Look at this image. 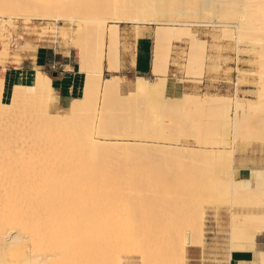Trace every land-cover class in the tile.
<instances>
[{
	"label": "bare ground",
	"instance_id": "1",
	"mask_svg": "<svg viewBox=\"0 0 264 264\" xmlns=\"http://www.w3.org/2000/svg\"><path fill=\"white\" fill-rule=\"evenodd\" d=\"M58 1H59V3L61 1L60 4L62 6H68L69 3H67V2H69L71 0H69V1L68 0H66V1L65 0H57V2ZM78 1H81V0H78ZM121 1L125 2L126 0H121ZM132 1H135V0H132ZM140 1H142L143 4L145 2H147V0L146 1L140 0ZM155 1H156L157 5L159 6L158 12H160V14L165 15V16L171 14V12H172L171 11V9H172L171 4L173 5V3H170V2H172L174 0H171V1H169V0H155ZM166 1H168V2H166ZM186 1L188 3L191 2L187 5L192 6L193 10L190 12L192 15H194V16L196 15L198 18H200L202 16L201 17L202 19H204L206 17L208 18L210 16H211V18L212 17L217 18V19H219V21H218L219 27L211 28V29H206V28L200 29V28H193V25L191 27L177 26V25L160 26V27L154 26L155 31H157L161 35L165 36V39L170 38V37H175V36L178 37V36H181L182 34H186V35L188 34V36L192 37L191 40H193V38H196V41L198 40L201 43L203 38H205L203 36V33L209 32L213 37H215V36H218L220 30H223L224 35L227 34L226 31L230 32L229 33L230 36L234 35L237 38V41L239 42V43L237 42L238 44H246V43L254 44L253 42H255L256 40H259L261 38H263V40H264V0H210V1L208 0L209 1L208 4H205L203 0H186ZM62 2H64L66 5H64V3L62 4ZM71 2H74V0ZM81 2H84V0ZM81 2H78V7H79V3H81ZM124 2H123V5H124ZM151 2H153V1H151ZM163 2H164L163 5L165 7L162 5ZM175 2H177V1H174V5H173L174 8L177 5ZM206 2H207V0H206ZM52 3H54L53 0H52ZM55 3H56V0H55ZM55 3H54V5H56ZM90 3H92V1ZM98 3H99L98 5H100V2H98ZM129 3H131V2H128L127 5ZM193 3L196 5H192ZM60 4L57 3L58 6H61ZM71 4H73V3H71ZM103 4H104V2H103ZM108 4H110V3H108ZM116 4H114V5H116ZM131 4L133 6V2ZM213 4H217L218 9H215ZM119 5H120V3L117 6H119ZM121 5H122V3H121ZM136 5L138 6V4H136ZM149 5L150 4L148 1V3L146 4V6L149 7V8H147L148 10L146 9V6H144L145 9L143 8L145 10V11L143 10V12H146V10H147L146 14L150 13V12L152 14V12L154 10ZM212 5H213V7H212ZM71 6H73V5H71ZM139 6H140V3H139ZM143 6H140V7L142 8ZM166 6L169 7V9H166L167 8ZM170 6H171V9H170ZM181 6H182V4H181ZM74 7H75V5H74ZM152 7H155V4ZM121 8H123V6ZM174 8L172 10H174ZM92 9H91V11H92ZM127 9H129V8H127ZM151 9H153V10H151ZM102 10H100V11H102ZM131 10H132V7H131ZM138 10H139L140 14H138V15L136 14L137 16L141 15V12H142V10L140 8ZM129 11L130 10H128V12ZM148 11H150V12H148ZM128 12H127V14H128ZM131 12H133V11H130V14H131ZM155 12H157V11H155ZM53 13H55V12H53ZM58 13H60V11H58ZM76 13H77V10H76ZM146 14L145 15L143 14L144 16L143 15L142 16L146 17ZM157 14H156V16L158 17ZM48 15H50V13ZM153 15L154 14H152L151 16H153ZM153 17H155V16H153ZM151 18L148 17L149 21ZM179 18H180V16H179ZM183 18H185V17H183ZM211 18H209L207 20L210 21ZM180 21H181V19H180ZM144 22H146V21H144ZM154 22H157V21H154ZM177 22H179V20ZM185 22L187 23V21H185ZM189 22H191V19ZM169 23H170V21H169ZM197 23H194V24H197ZM199 24H201V23H199ZM199 24H198V26H199ZM188 25H191V24H188ZM102 27H103V25H102ZM104 27L106 28V25H104ZM107 27L109 29L113 30V31H110L111 33L113 32V36H111L112 38H110V40L111 41H112V39L114 40V42L109 43V44L113 45L112 48L109 49L111 51V52L109 51L111 53V56H109V54H108L109 57H112L113 61L110 62L108 60V62H110V63L113 62L110 66H112L113 70L114 69L117 70L120 68V60L118 58V57H120L119 56L120 55L119 54V50H120V48H119L120 47V24L107 26ZM134 27H135V29L138 30L137 31L138 34H141L143 32L142 28L150 27V26H142V25L134 24ZM91 29H92V27H91ZM87 31H89V30H87ZM90 33H91V30H90ZM231 33H232V35H231ZM229 34H227V36ZM110 35H112V34H110ZM56 36L58 37V35H56ZM166 36H168V37H166ZM182 36H184V35H182ZM230 36H228V38H230ZM234 36H233V38L235 39ZM114 37H115V39H114ZM158 37L161 38L160 35ZM223 37L225 38L226 35ZM204 40H203V42H206L207 39L205 41ZM214 40H215V38H214ZM84 41H85V39H84ZM90 41L91 40H89L88 42H90ZM160 41H158V43H160ZM198 41L195 42L196 46H194V47L198 46L199 48H201L198 45L199 44ZM58 42L60 45H63V44L66 45V41H65L64 36L62 38H58ZM80 42H82V41H80ZM86 42H84V43H86ZM193 42H194V40L191 41V43H193ZM257 42H259V41H257ZM77 43L78 42H76V45H77ZM22 45L28 46V47L34 46L33 43L28 42V41H25ZM22 45H21V47H23ZM193 45H194V43L192 44V47H193ZM203 45H204V49L207 48V47H205L207 45L206 43L205 44L203 43ZM198 47H197V49L194 48V51L191 50L190 55H192V56H189V58L192 61H190V63H189V67H190V69L188 70L189 72L190 71L192 72V70L193 71L194 70H197V71L202 70V72H203V69H205V67L210 69L215 65V61L213 60L212 56H210V59H208L206 62H204L205 57H204V60H202V58L199 57V55H202V57L205 56V54L207 52L205 50V53H204V51L202 50L203 48L199 49ZM261 47L262 48H259L255 45H253L249 49L254 50L255 52H258V53L259 52L264 53V51H263L264 50V41L262 42ZM166 49L168 51V48H165V50ZM165 50H164V43H163V45L161 44V46H158L157 50L154 51L153 68H155V70L161 69L162 61H163L162 56H163ZM201 50L203 51L204 54H201L202 53ZM239 50H240V48H239ZM247 53L250 54L248 51H247ZM257 55L260 56L259 54H257ZM177 56H178V54H177ZM237 57H239V56H237ZM260 57L263 58V56H260ZM260 57H258V58H260ZM199 58H201V59L199 60ZM239 60H240V58H239ZM99 62H100V60H99ZM94 63H96V62H94ZM260 63L264 66V61L259 62L258 64H260ZM261 64H260V66H261ZM36 67H38V66H36ZM41 67H38L36 69V72H35L34 77H33L31 82L16 81L13 84L10 97L17 100V102L20 106V110L22 111V116L7 114L6 113V104H4V102L0 101V116H1V119L4 123V124H2L1 123L2 121H0V123H1L0 124V264H125V262L123 260V256L117 252H120V251L121 252H127L128 250H125V249H128V248H132L130 250L131 251L133 250V252L136 251L137 253H141V252L143 253V264H187L188 263V255H187V253H184V251H182V249H181V251H179L181 248V244L179 241L185 242V240L183 238L184 237H185V239L189 238L187 236L189 235L191 237L192 234L195 235V237L199 236V235H201L200 237H202V235H203L202 230H204L203 227L205 226L204 224H202L204 219L203 220L200 219L202 221V222H200V224L204 225L203 227H202V225H200V227H202V230H201L202 234L200 232L201 228L197 227V229H196V227H195L197 234H194L192 232V231H195V229L194 230H192L193 228L189 229V230H187L189 234L184 233L185 236H184V234H182V236L178 237V234H177V237H178V239L180 238V240H178L175 237V239H176V242H175L174 239L170 240V237L174 238V234L172 232L173 236H170V235H172L171 233L169 234V232H171V230L169 229L168 230L169 232L165 231L166 226H163L164 229L161 228L164 231L160 230L161 232H159L157 230H154L155 227H157V228L162 227V226L158 227L157 225H155L157 223L155 221H153V219H152V218H154V216H155L154 214L156 213V212H154V208L152 210V212L154 214L148 213L149 215L150 214L152 215V216H149V218L152 217L150 219H147L148 214L146 212V209L148 207L146 206L144 209H142V207H144V205H146V204L150 205L152 201H154V203L152 202V205H155V203H156L155 201L157 200V202H158V199L160 200V198L155 199V198L151 197L153 200L151 202H149V200L151 198L148 197V199H147V197H146L145 200L147 199V201H145V204L143 205L144 196H143L142 200H140V202H142V204L138 202V200H139L138 197L136 198V200L138 199L137 201L134 200L135 198L133 197L135 195H137V196L139 195V194H136L137 192L140 194L141 193L144 194L147 191V189H146L145 192H141L142 190L138 191L137 188H135L134 192H133V188L135 187L133 185H136L137 182L140 181V180L138 181L139 176L141 175V173H139V172L142 169H144V168H142L141 170L139 169V172H136L137 170H134V168L138 165V160H140V158H141L140 154L142 152H145V154H147L146 152L152 153V151H154L153 153H155V150H158L160 152L164 151V152L170 153V155H169L170 157H167L168 156L167 153H165V157H163L162 154L164 152H162L161 155L158 154V157L161 156L162 158L159 157V161L158 160H157V162L155 161L156 163L154 162L155 158H153L154 156L156 157V154L154 155L152 153L154 155V156L152 155L153 157H151V155H148V156L146 155V158L151 157V161H149L150 159L147 158L150 163L152 162L151 164H148V165L152 166V164H153L155 166V171H156V166L159 164L158 162H160L162 165H165V166L167 164H163V163H168V166H170V167H171V164H173V163L178 164V166L179 165L183 166V164L184 165L187 164V163H181L180 164L182 159H179L181 161L177 162L176 161L177 157L175 158L174 155L180 154L179 156L184 155L186 157V156L190 155L193 158H194V156L198 157L200 162L198 159L195 158L199 162V163L197 162L198 164H196V163L194 164L195 169H194L193 165H192V169H191V165H189L190 164L189 161H186V162H189L188 167L187 166H185L183 168L180 167L181 170H183V169L185 170V168H189L188 171L190 169L193 172L195 171L194 174H195L196 180H193L194 181L193 183H196V181H197L196 185L191 186L192 185L191 180H190V183H187L189 185L191 184L190 186H188L186 183H183L184 186L186 185L184 188H186V187L190 188V189H188L187 193H189L190 191H193L194 195H196V194L198 195L197 199L199 198V196H202V198L208 199V201L212 202V200L215 198L214 200L219 201V203H220V201L225 200V198H229L227 196H230L231 201L230 200L229 201L231 202V205H232V207H231V213H232V215H231L232 216V221H231L232 226L231 227H232V230L230 231L231 232V236H230L231 252L234 249H253L254 250V256L249 261H235L231 258L232 257L231 252H229V258L232 259L233 264H264V249H257L256 248L257 234L259 232L264 231V166L262 164L254 165L255 175L253 177H238V176H236L235 175L236 169L241 167V165H239L238 163L248 162V160L250 159V154L254 153V152H251V151H253L252 148H251V151L249 149V146L251 144L250 141L241 142V143H239V141H238V143L234 142V143H236V144H234L231 137L229 138L232 140L231 142L228 139V135L230 133L233 134L232 136H236L235 138H237V136L240 137L241 134H239V133L242 132L243 129H245V131H247L246 127L250 124V122L251 123L253 121H261L262 122V120H264V76L260 75V76H262V80H261L262 83H260V85H262V87L259 88L258 90L254 89V92L252 95H249V94L241 91V90H243V88L241 89L240 86L236 87L237 90H235V93L232 92V90H229V91L222 90L221 97H218V102L220 103V105L223 106V109L220 112H215V116L221 115L220 118H223V117L225 118L226 113H228L230 111V108L233 107V111H234V115H235V124H234L235 127L231 128V127H233L232 122H234V121H232L231 122L232 125L230 124L231 127L229 124H226V126L229 125L227 127L230 128V130H228L230 132L229 134L226 135L224 133H227V132H224L223 133L224 136L221 137L222 136L221 132H223V130H222L220 132L221 135L220 136L218 135L221 138H219L215 134H214L215 136L212 134L213 135L212 138L206 139V136H205V138L202 137L203 140L201 137H200L201 140L199 138V140L203 144H206V143L207 144L211 143L213 145L217 144L218 147L217 146H215V147L217 149L221 148L220 150L222 152H220V150H219L218 151V152H220L219 154L215 153L216 148L214 150L211 149L212 151H214V153L211 154V153H209L210 152L209 151L208 154H211V155L206 158V156H208V154L205 155V153L207 152L208 148L204 152L202 149H200L199 151H195V150H198L197 149L198 147L195 148V150H194V148H191L190 146H188V147H190V150L192 149V151H189L188 147L185 149L183 147V149H182V148H179L177 146H169V145L168 146H164V145H159V146L156 145L155 146L152 143L148 144V143L138 142L139 140L135 141V142H131L130 140L117 142V141H113L110 138L108 139V138L101 137V135H102L101 133H100L101 135L99 134L100 136L98 134L93 133V129H94L93 125L95 124V122L97 121V118L99 116V119H98L99 120V127H97L99 129V131L103 130L106 132H110L112 134L119 133L121 135H126V137L130 136V134H132V133H133L132 136H136V134L138 136L140 134V133L139 134L137 133L138 130L142 129L143 125L145 126V123L144 124L142 123V125H141L140 120L138 119L140 117V115L144 112V111L142 112V110L140 109L141 106L139 107L141 100H143L140 97L142 95L146 97V95H144V94L147 93V96H149L147 98L155 99L157 101V102L155 101V103H157L158 105H160L162 107L171 98H174L173 93L169 94L167 92H163L161 86L162 87L166 86L165 88L174 89L176 87V89H180L181 92L178 91V93H176V95H175L176 98H174L172 100H176V102H177L176 105H178L179 108L181 110H184V112H186V114H187V111H188L187 102L184 100L185 97L187 96V94L183 93L184 86L186 85L185 84V82H186L185 76L179 77L176 75H171L169 77L168 76L164 77V79L162 81H161V78H163V77H159L160 82L158 80V82L154 81L155 83H152L150 81L151 76H145V75H137L134 79H131L128 81L126 80V77L122 76V75H118L116 77H115V75H113L112 77L109 76L107 78L109 80V82L107 80V82H105L107 84L103 85V87L106 91V96H107V98H105V101H103V103L105 104L106 100L108 99L107 103L105 104L106 109L104 111L103 110L104 106L102 105V107H103L102 111L103 112L101 111L98 115H96L95 110L97 111V109L95 108V110L94 109L92 110V107H94V103H96V102L93 101L94 103H92L93 106L91 107V104H89L90 102L87 100L88 101L87 104L90 105L89 107L91 108L93 113L95 112V114L91 113L92 117L88 118V117H86V116H88L86 114V112H85V114H84V112H82V113L79 112L82 115V116H80V114L78 113L79 117H78V115L76 116L75 113L74 114L71 113L70 112L71 110L69 111V108L72 105L71 102H70L69 107L65 111L57 110L58 95H57L55 87L53 85V77L46 70L42 69ZM121 67H123V66H121ZM5 68H6V65L0 66V93L3 92V89H4V84H5L4 70H5ZM237 70L240 71V73H242V72H244L243 70H245V69H241L238 66ZM262 71L264 72V67H263ZM251 73H255V72H251ZM197 75H199V74H197ZM241 77H242V75H240V74L237 77V78H239V79H237V80H239V82H241L240 81ZM99 78H101V76ZM99 78L97 76H94L93 74L92 75L85 74V79H84V84H83V85H85V87H83L85 89V91H88V90H86V88H89L88 93L92 90L94 92V94L92 93V95L94 96L95 93H97L96 95L98 96V99L100 96L98 94L100 92L99 87L101 86V80H102V78H101V80ZM64 82H66V81H64ZM85 83L88 85L86 86ZM236 84H237V82H236ZM89 85H91V87H94V88L97 87L98 90H97V88H95L94 90H93V88L91 89ZM221 88L223 89L224 87L221 86ZM96 90L98 92H95ZM100 90H101V88H100ZM214 90H216V89H214ZM208 92L210 93V91H208ZM92 95H90L91 98L95 99V97H97L96 95H95V97H92ZM84 96H86V95L83 94V99H85V103H86V99L90 96L87 95L88 96L87 98H84ZM193 97H194V95H193ZM201 97H202V95H201ZM78 98H79V96H78ZM78 98H77V101L80 100ZM153 99H151V100L154 101ZM198 99H200V98H198ZM73 100H75V99H73ZM138 100H139V102H138ZM144 100H145V102L147 101V103L149 101V100H146L145 98H144ZM209 100H210V98H209ZM80 101L82 104V100H80ZM210 101H212V100H210ZM201 102H203V101L201 100L200 103ZM143 103H144V101H143ZM203 103H205V102H203ZM215 103H216V101H215ZM75 104H77V103H75ZM78 104L80 105V103H78ZM211 104H213V103H211ZM30 105L32 108V112L27 110L28 108L31 109ZM82 105H84V104H82ZM209 105H208V107H209ZM27 106H29V107L26 108ZM96 106H97V104H96ZM166 106H168V105H166ZM89 107H88V109H89ZM77 108H78V105H77ZM77 108L75 107L74 109L77 110ZM84 108H87V107H84ZM148 108H150V107H148ZM33 109H34V111H33ZM79 109H81V108H79ZM143 109H144V107H143ZM170 109H173V108L171 107ZM201 109H202V106H201ZM206 109H205V107H203L202 110L207 111ZM156 110H157V107H156ZM25 111L26 112L28 111L27 112L28 114L24 113ZM85 111H86V109H85ZM150 111H151V109H150ZM167 111H169V110L167 109ZM87 112H89V110H87ZM148 112H149V110H148ZM152 112H151V114H152ZM165 112H166V110H165ZM200 112H202V111H200ZM230 113H231V111H230ZM151 114H149V116H148V119H150V120L152 119ZM93 115H96L97 117L95 118ZM211 115H212V113H211ZM152 116H153V119L155 120L156 116L153 114H152ZM25 118H26V120L31 119L32 121H34L33 124L36 126V128L31 123L34 126V130L31 128L32 129L31 132L28 131L26 133L25 130H22L21 128L19 130L20 124L22 123L21 125H23V122L26 121ZM22 119L25 121H23ZM140 119H141V117H140ZM148 119H147L146 123H148V125H149L151 123V121L149 120L150 122H148ZM200 119H199V121H200ZM225 119L227 121V118H225ZM21 120H22V122H21ZM224 122H225V120H224ZM28 123H29V121H28ZM247 123H249V124H247ZM152 124H155V122L154 123L152 122ZM216 124L218 126L219 123H216ZM220 124H223V123L220 122ZM246 124H247V126H246ZM156 125L158 126V124H156ZM132 126H134V127H132ZM222 126H219L218 128L220 129ZM250 126H248L249 127L248 131L251 132V130H252L251 128L254 126H252V127H250ZM260 126H262V128H263V124ZM24 127H25V125H24ZM148 128L150 130V127H148ZM144 129H142L141 131H143ZM42 130H43V132H42ZM151 130L153 131V129H151ZM164 130H166V128ZM261 130L257 129V132L259 134L260 133L264 134V132H262L263 130L262 131ZM32 131H34V132H32ZM147 131H148V129H147ZM152 131H151V133H152ZM248 131H247V133H248ZM146 132H144L145 135H144V133H142L145 136V138L151 134V133H148V132L146 133ZM185 132H186V130H185ZM134 133H136V134H134ZM155 133L157 135L158 132H155ZM194 133H195V131H194ZM243 133H246V132H243ZM258 133H256L257 137L259 136ZM40 134L44 135V137L43 136L41 137ZM146 134H147V136H146ZM141 135H139V136H141ZM161 135H163V134H161ZM174 135H176V134H174ZM225 135H226V137H225ZM142 136H141V138L143 139ZM169 136H171V135H168V137ZM251 136H249V137H251ZM154 137H156V136H154ZM198 137H197V139H198ZM247 137L242 135L243 140H244V138H247ZM261 137H260V139H261ZM242 138H241V140H242ZM135 139H136V137H135ZM249 139L251 140L252 138H249ZM257 139H259V138H257ZM169 140H170V138H169ZM176 140H177V138H176ZM204 141H206V142H204ZM204 146L208 147L206 145H204ZM153 147H154V150H152ZM199 148H201V147H199ZM210 148H211V146L209 147V149ZM257 149L261 150L259 155H258L259 158L258 159L252 158V159L256 160L260 163H263L264 162V143H262V144L259 143ZM139 150H140V152H139ZM183 150L189 151L190 153L189 152L184 153ZM228 153H230V154L232 153L233 157L232 156L227 157L229 155ZM144 156L142 158H144ZM219 158H220V161H219ZM230 158L232 159V161H234L233 163L231 162ZM152 159H154V160H152ZM156 159H157V157H156ZM252 159H251V161H253ZM191 160H193V159H191ZM222 160H226V161L230 160V163L227 162L228 164L225 162L228 165V167H220L217 165V161H218V163H220ZM145 162H147V161H145ZM149 162H147V163H149ZM184 162H185V160H184ZM231 163H232V165H231ZM139 165H142V163L140 164V162H139ZM139 165H138V167H139ZM196 165H198L197 168H196ZM229 165H231V166H229ZM154 166H153V168H154ZM221 166H222V164H221ZM124 167H130V169H127ZM146 167H148V166H145V168ZM158 167H159V165H158ZM162 167H163L164 171L167 170V169L166 170L164 169V166H162ZM165 168H167V167H165ZM136 169H137V167H136ZM159 169H162V168L160 167ZM176 169L178 170V168H176ZM176 169L173 168V171ZM170 170H171V168H170ZM191 170H190V173L188 174V177L190 174H191V176L193 174L191 172ZM149 171H148V173H149ZM155 171H153V173ZM178 171H180V170H178ZM185 171H187V169ZM188 171L187 172L180 171V172L181 173L184 172V174H185V173H188ZM181 173L180 174L178 173V177L180 175H183ZM138 174H140V175H138ZM143 174H145V173H143ZM160 174L163 175L162 172H160ZM148 175H150V174H147V176ZM167 176H168V173H167ZM172 176H174V175H172ZM186 176H187V174H186ZM140 177H142V175ZM145 177H144V179L147 178V177L146 178ZM150 177H152V175H150ZM162 177H160V179H162ZM188 177H186V178H188ZM115 178H117V180L123 181L126 184H128L126 186V188H121L120 185H118L116 183L117 186L120 187V189H117L118 188L117 186H116V189H113L114 182H111L112 185H109L106 183L108 180H111V179L115 180ZM164 178H166V175ZM183 178H185V177L183 176ZM183 178L180 177L181 180ZM141 179H143V178H141ZM149 179L150 178H147L146 180H149ZM167 179H168V177H167ZM169 179H170V176H169ZM191 179H194V178H191ZM174 180H176V179H174ZM120 181H119V183H120ZM169 181H171V180H169ZM188 181H189V179L187 180V182ZM102 182L104 185L103 187L100 184ZM153 182H158V180L157 179L155 181L153 180ZM160 182H158V183H160ZM166 182H167V180H166ZM146 183L145 184L143 183V184L148 185V183L147 184ZM170 183H172V182H170ZM179 183L182 184V181L179 180ZM95 184H97V185H95ZM105 184H106V187H105ZM120 184H122V183H120ZM140 184H141V182H140ZM180 184H178V185H180ZM107 185H109V187H111V188H109V189H111V191L110 190L107 191V192L110 191V194L106 192L107 197L105 199H104L105 196L101 197V195L94 194V191H93L94 188H95V190H97L96 188H98V190L100 191L104 187L108 188ZM130 185H131V187L133 186V188L129 190L128 188H131V187H128V186H130ZM165 185H166V183H165ZM165 185H164V187H165ZM171 185L173 186L174 184L172 183ZM178 185H177V188H178ZM93 186H96V187H93ZM150 187H148V189ZM157 187H160V185H158ZM191 187L193 188V190L191 189ZM170 188H172V187H170ZM173 188L175 189V186ZM139 189H142V188H139ZM154 189L155 188H152V190H154ZM136 190H137V192L135 193ZM184 190L187 191V189H184ZM163 191H164V189H163ZM147 192H149V191H147ZM157 192H162V191H157ZM168 192L164 191L163 193L168 194ZM172 192H170V195H173V194H171ZM95 195H98L101 198L99 199V197H96ZM113 195H114L113 198H115V196H118V197L113 199L112 198ZM139 196L142 197V195H139ZM147 196H149V195H147ZM165 196H166V194H165ZM186 196L188 197L187 194H186ZM192 196H193V194L191 195L190 199L193 201V199H195V198L192 199ZM208 196H209L210 200H209ZM210 196L213 199H211ZM110 197L112 200H115V201L110 200ZM120 197L122 199L121 201H120ZM130 197H133L132 200H134V202L130 201L132 204L129 202V200H127V198H130ZM187 197H185L186 200H187ZM168 198H173V197H168ZM103 199L105 201H107V203L109 202V200H110V202L108 204L107 203L105 204V201ZM123 199H125V201ZM175 199H173V200H175ZM180 199L183 200V198H180ZM200 199H201V197H200ZM162 200H161V202L166 201V199H164V201H162ZM102 201L104 203L103 205H102ZM200 201H202V199ZM111 202H113V203H111ZM118 202H122L121 205ZM124 202L130 203L129 205H131V207H133V208L136 207V206H132V205H134L135 202H136V204L137 203L141 204L142 206H140L139 204H138V206H140L139 208L143 210V211L141 210L142 213L145 210V213H143V215H144L143 219H144V217H146V220H149V222L151 219H152L151 221L155 222L154 224L152 222L153 226L155 225V227H151V229L153 228V230L149 231L150 228L146 227V229H148V230L145 229L146 230L144 232L145 236L143 235L144 237H141L142 235H139V233H140L139 229L138 230L135 229V228H138L137 225H139V224L135 225V227H134V225L133 224L131 225L129 222L130 220H132L131 215H129V216H131V218H129L128 216L126 217V215H125L127 220L124 217L125 219L123 218L124 220L121 221L120 217L122 216V214H124L123 212H126L127 208H129V210L132 209L131 207H128L127 204H126V206H124L125 205ZM146 202H149V203H146ZM180 202H178V204L176 203L177 206L180 204ZM183 202H182V205H180V207H183L185 205V202H184V205H183ZM189 202H191V201H189ZM114 203H115V206H114ZM166 203H168V202H166ZM169 203H172V202L170 201ZM191 203H189V204H191ZM110 204L112 205L113 210L114 209L117 210V208L119 206H121L118 208V210L120 208L121 209L123 208L126 211H123V209L121 211L119 210L118 213L121 212L122 214L120 213L118 215V213H117L115 215H118V216L113 217L111 212L114 214L116 211L112 210V208L110 207ZM122 204H123V207H122ZM193 204H194V206L191 207V213L195 212L193 214H196V212H197L198 216L200 215V217L203 218V216H201V215L206 214V210H207L205 203L200 204L198 202L195 204L193 201ZM106 205H107V208H106ZM163 205H164V203H163ZM168 205L170 206V204H167V206ZM167 206H165V208H167ZM173 206L175 207V205H173ZM108 207H109V209H108ZM124 207H126V208H124ZM155 207H157V206L155 205ZM159 207L160 206H158L157 209ZM187 207H189V206H187ZM110 208H111V210H110ZM162 208H164V206ZM137 209H138V207L135 209L134 212H137ZM151 209L149 210V212L151 211ZM199 209H201V211H199ZM215 209L217 210V208H215ZM158 210H160V208ZM161 210H163V209H161ZM167 210L169 211L170 207ZM172 210H173V208H172ZM189 210H190V207H189L188 211ZM155 211H156V209H155ZM163 211H166V210H163ZM181 211H182V209H181ZM105 212H107V213H105ZM130 212L131 211H129V213ZM180 212H178V213H180ZM185 212H186V209H185L184 213ZM108 213L111 214L112 218H114V219H111V215H109ZM142 213L137 212L136 215L138 214L139 216H141ZM105 214H108V215H106V217H105ZM131 214H132V212H131ZM145 214H146V216H145ZM166 214H167V211H166ZM166 214H163V216L162 215L161 216L165 217ZM136 215H134V216H136ZM156 215L158 217V213ZM181 215L185 216L184 214H181ZM99 216H101V217H99ZM174 216H176V215H174ZM96 217H97V219H95ZM195 217H194V219L196 220L198 217L197 218H195ZM104 218H106V219H104ZM138 218H139V220H141L140 217H134L135 220H138ZM182 218H184V217H182ZM157 219H159V217ZM166 219H168V218H166ZM103 220H105V221H103ZM123 221H125L126 226L124 225ZM159 221L162 222L163 221L162 218H161V220L159 219ZM147 222L148 221H146L145 223L148 225H152L151 222L150 223H147ZM164 222L165 221H163V223ZM166 222H168V221L166 220ZM179 222H177V223H179ZM141 223H140V225H141ZM129 224H130V226L134 227V229L136 230L135 233H133V237L136 236V234H137V236L142 238V240H140V243H137V241H135L137 239V237H135V239L131 238L132 233H129V232H131V231L134 232V231H133L132 227H130L132 229V230H130ZM146 224H143V225L147 226ZM159 224H160V222H159ZM143 225H141V226H143ZM164 225H165V223H164ZM177 225H179V224H177ZM196 225L199 226V222ZM196 225H193V227ZM173 227H174V225H173ZM198 228H199V231H198ZM128 229H129V231H128ZM190 230H192V231H190ZM196 231H195V233H196ZM191 232H192V234L190 235ZM128 234H130L131 237ZM181 237L183 240L181 239ZM200 237H196V239H194L192 236V238L194 240H197V238H200ZM202 239H203V237L201 238V240ZM132 240H134V242H136V245L134 247L132 245L134 243V242H132ZM192 240H189V241L191 242ZM201 240L199 241V243L202 242ZM171 241L176 243V244H174L175 246H177V244H178L177 248H179V245H180V248L176 249L175 246L173 247V244H172L173 242H171ZM186 242H185V244L182 243L183 244L182 246L185 247V245H187V244L190 245V242H188V243H186ZM171 244H172V247H171ZM127 245H129L131 247H128ZM139 245H141V248ZM135 247H136V250H135ZM138 247L140 248V252H138L139 251ZM172 249L181 252V255H183V257H185V255H187L185 260H184V258L182 260V256L179 255L180 253H178L176 251L175 252L176 254H175ZM183 250H185V248H183ZM174 255H176V256H174ZM175 257H177V258L179 257L178 259L181 258L180 260H182V261L178 260ZM178 261H180V262H178ZM217 264H224V263L219 262V260H218Z\"/></svg>",
	"mask_w": 264,
	"mask_h": 264
},
{
	"label": "rangeland",
	"instance_id": "2",
	"mask_svg": "<svg viewBox=\"0 0 264 264\" xmlns=\"http://www.w3.org/2000/svg\"><path fill=\"white\" fill-rule=\"evenodd\" d=\"M54 1V3H55V0H53ZM66 1V0H65ZM69 1V0H68ZM71 1H73V0H71ZM71 1H69V2H67V3H69L68 4V6H62L60 3H61V1H60V3H59V1L57 2V0H56V5H57V3L58 4H60L61 6H56V5H54V3H52V0H0V66H3V65H8L9 63H11V62H16V63H20L21 61H22V59H23V57H24V54H23V50H25V49H27L28 51H33L34 49H36V44L34 43V42H32V41H30V40H27L28 42H31V43H33L34 44V46L33 47H26V48H22L21 47V41L22 40H26V38H28V37H32L33 36V39L36 41V42H39V41H45V40H47L48 38H51V41L52 42H54V43H59L58 42V38H60V36H61V33L58 35V37L56 36V26H57V24H59L58 22H60V21H64V22H68L69 24H71V25H74L75 27H76V29L79 31V33H80V37L78 38V39H76L75 40V38H72V39H67V33L64 35V38H65V41H66V45H73V46H75L76 47V49H77V55H78V60H79V64H80V68H81V70H83V72L85 73V74H89V75H94V76H97L98 78L101 76V78H102V80H101V78H99L100 80H101V86L99 87V99H98V96L96 95L97 93H95V95L97 96V97H95V95L93 96L92 95V93L94 94V92L91 90L92 88H93V90L95 89V88H97V87H91V85H89L90 86V90L92 91H90L89 93H88V91H89V88H86V90H88V91H85V89L83 88H81V90H80V93H81V95L79 94V95H75L73 98H72V100H71V107L69 108V111L71 112V113H75L76 114V116L78 115V117H79V112H84V114H85V112H86V114L88 115V116H86V117H92L91 116V113H93V109L95 110V108L97 109V111L95 110V112H96V115H98L101 111H102V109H103V107H102V105L104 106V111H105V109H106V103H107V101H108V99L106 100V102H105V104L103 103V101H105V98H107V96H106V91H105V89H104V87H103V85H106L107 83H105V82H107V78L109 77V76H113V75H115V77L116 76H118V75H116V74H108L107 72H105L104 73V69H105V61H106V59H107V64H106V69L108 70V71H112L113 70V68H112V66H110L112 63H110L111 61H113V59H112V57H109V56H111V51L109 50V49H111L112 48V44H109L110 42H114V40L112 39V41L110 40V38H112L111 36H113V32L111 33L110 31H113L112 29H109L107 26H112V25H117V24H120L121 22H131V23H133V24H137V25H142V26H157V27H160V26H174V25H177V26H187V27H191L192 25H193V28H202V29H204V28H206V29H211V28H217V27H219V19H217V18H211V16L210 17H206V18H204V19H202L201 17L200 18H198L196 15V17L194 16V15H192L190 12L193 10V8H192V6H189V5H187V4H189V3H191V2H187L186 0H174V1H177V2H175L177 5H176V7L174 8V1H172V2H170V3H173V5L171 4V6H172V9L174 8V10H172L171 9V6H170V9H171V11L173 12H171V14H169V15H167V16H165V15H162V14H160V12H158V8H159V6L157 5V3H156V1L155 0H147V2H145L144 4H143V2L142 1H140V0H135V1H132V0H126L125 2H124V5H123V2L120 0H84V2H81V1H83V0H81V1H78V0H74V2H71ZM92 1V3H90ZM107 1V2H106ZM111 1V2H110ZM144 1H146V0H144ZM148 1H149V6L151 7V8H153L155 11H157V12H155L153 9H151V10H153V12H152V14H154L153 16H155V17H153V16H151L152 14H151V10L150 11H148V12H150V13H147L146 14V12H147V8H149L148 6H146V4L148 3ZM151 1H153V2H151ZM169 1H171V0H169ZM204 1V3L205 4H208V2L210 1H208L207 0V2H206V0H203ZM51 2V3H50ZM78 2H81V3H79V7H78ZM98 2H100V5H98L99 3ZM103 2H104V4H103ZM114 2V3H113ZM128 2H133V6H132V4L131 3H129L128 5H127V3ZM140 3V6H146V12H143V10L145 9V7L143 6L142 8L139 6V3ZM166 2H168V1H166ZM194 2V1H193ZM196 2V1H195ZM64 2H62V4H63ZM71 3H73V4H71ZM108 3H110V4H108ZM117 3V4H116ZM120 3V5L119 6H117L118 4ZM121 3H122V5H121ZM153 5H152V4ZM47 4V5H46ZM73 5V6H71V5ZM82 6H81V5ZM89 4V5H88ZM114 4H116V5H114ZM136 4H138V6L136 5ZM143 4V5H142ZM154 4H155V7H152V6H154ZM164 4V2L162 3V5ZM179 4V5H178ZM181 4H182V6H181ZM184 4V5H183ZM64 5H66L65 3H64ZM74 5H75V7H74ZM95 5V6H94ZM127 5V6H126ZM130 5V6H129ZM192 5H196V4H192ZM198 5V4H197ZM214 5V8L215 9H218V5L217 4H213ZM213 5H212V7H213ZM48 6V7H47ZM56 6V7H55ZM115 6V7H114ZM123 6V8H121V7ZM125 6V7H124ZM158 6V7H157ZM164 6V5H163ZM162 6V7H163ZM169 6V5H168ZM199 6V5H198ZM217 6V7H216ZM46 7V8H45ZM52 7V8H51ZM54 7V8H53ZM88 7V8H87ZM91 7V8H90ZM98 9H97V8ZM131 7H132V10H131ZM138 7V8H137ZM165 7V6H164ZM167 7V6H166ZM181 7V8H180ZM194 7V6H193ZM66 8V9H65ZM71 8V9H70ZM75 8V9H74ZM93 8V9H92ZM104 8V9H103ZM117 8V9H116ZM127 8H129V9H127ZM141 9L142 10V12H141V15H139V16H137L138 14H140L139 13V10L138 9ZM144 8V9H143ZM161 8V7H160ZM195 8V7H194ZM52 9V10H51ZM91 9H92V11H91ZM95 9V10H94ZM103 9V10H102ZM123 9V10H122ZM127 9V10H126ZM136 9V10H135ZM157 9V10H156ZM164 9V8H163ZM166 9H169V7H167ZM165 9V10H166ZM178 11H177V10ZM181 9V10H180ZM187 9V10H186ZM73 10V11H72ZM76 10H77V13H76ZM100 10H102V11H100ZM128 10H130V11H133V12H131V14H130V11L128 12ZM183 10V11H182ZM185 10V11H184ZM52 11V12H51ZM58 11H60V13H58ZM96 11V12H95ZM100 11V12H99ZM135 11V12H134ZM138 11V12H137ZM145 11V10H144ZM53 12H55V13H53ZM57 12V13H56ZM69 12V13H68ZM98 12V13H97ZM127 12H128V14H127ZM177 12V13H176ZM45 13V14H44ZM50 13V15H48ZM66 13V14H65ZM158 13V14H157ZM175 13V14H174ZM180 13V14H179ZM182 13V14H181ZM137 14V15H136ZM146 14V17H143L144 15ZM156 14L158 15V17L156 16ZM53 15V16H52ZM136 15V16H135ZM143 15V16H142ZM148 15V16H147ZM180 16V18H179V16ZM58 16V17H57ZM61 16V17H60ZM194 16V17H193ZM200 16V15H199ZM48 17V18H47ZM57 17V18H56ZM148 17L149 18H151L150 19V21H149V19H148ZM183 17H185V18H183ZM190 17V18H189ZM157 18V19H156ZM178 18V19H177ZM209 18H211L210 19V21H208L207 19H209ZM154 19V20H153ZM180 19H181V21H180ZM184 19V20H183ZM190 19H191V22H189L190 21ZM179 20V22H177V21ZM197 20V21H196ZM144 21H146V22H144ZM152 21V22H151ZM154 21H157V22H154ZM164 21V22H163ZM169 21H170V23H169ZM174 21V22H173ZM185 21H187V23L185 22ZM207 21V22H206ZM176 22V23H175ZM181 22V23H180ZM197 23V24H194V23ZM203 22V23H202ZM205 22V23H204ZM5 23V24H4ZM178 23V24H177ZM184 23V24H183ZM186 23V24H185ZM199 23H201V24H199ZM212 25H211V24ZM2 24V25H1ZM188 24H191V25H188ZM198 24H199V26H198ZM204 24V25H203ZM218 24V25H217ZM102 25H103V27H104V25H106V28L104 27H102ZM92 27V29H91V27ZM214 26V27H213ZM228 27V26H227ZM82 30H81V29ZM87 28V29H86ZM90 28V29H89ZM101 28V29H100ZM106 29V30H105ZM87 30H89V31H87ZM90 30H91V33H90ZM225 32V31H224ZM227 32V34H229L230 32H228V31H226ZM143 33V32H142ZM110 34H112V35H110ZM227 34H225L226 35V37L224 38L223 36H225L224 34H223V30H220L219 31V34H218V36H215V37H213L209 32H205V33H203V36L205 37V38H203V40L205 39H207L206 40V42H203V40L201 41V43L199 42V46L201 47V48H199L198 46V48L199 49H202L203 51H204V53H205V50H206V54H205V56H203L202 57V55H199V57H201L202 58V60H204V57H205V61L204 62H206L208 59H210V56H212V58H213V60L215 61V65L212 67V68H210V69H208V68H206L205 67V69H203V72H202V70L201 71H197V70H192V72L190 71H188L189 69H190V67H189V63H190V61H192V60H190V58H189V56H192V55H190V53H191V50H193L194 51V48L195 49H197V47H194V46H196L195 44V42H197L196 41V38H193V40H194V45H193V47H192V44L193 43H191V41H193V40H191V38L192 37H190V36H188V34L186 35V34H182V35H184V36H175V37H170V38H167V39H165V36H163V35H161L159 32H157V31H155V44H154V51H156L157 50V47L158 46H161V44L163 45V43H164V50H165V48H168V51H167V49L164 51V54H163V56H162V58H163V61H162V66H161V69H156L155 70V68H153V75L150 77V81L152 82V83H155V82H158V80H159V82H160V78L159 77H163V78H161V81L164 79V77H169V76H171V75H169V73H168V70H169V67H170V62H177L178 63V60L176 61V59L175 58H173V59H171V57H172V51H173V49H174V47H177V46H181V50H182V52H183V64L181 65V67H185V72H186V74L188 75V76H191L192 77V81H195V82H201V77L205 74V72H207L208 73V77H209V80L210 81H212L213 82V87H211V86H207L204 90L202 89V88H200V90H199V88L197 87V86H194L193 88H191V89H189V88H185V86H184V90H183V93L184 94H187V96L185 97V101L187 102V108H188V111H187V114H186V112H184V110H181L180 108H179V106L178 105H176V100H172V99H174V98H176L175 97V95H176V93H178V91L179 92H181L180 91V89H176V87L174 88V89H172V88H165V87H162L161 86V88H162V91L163 92H167V93H169V94H174V98H171L168 102H166L165 103V105L162 107V106H160V105H158L157 103H155V99H153V98H147V97H149V96H147V93L146 94H144V95H146V97L145 96H141L140 98H142L143 100H141V102H140V104H139V107H140V109L142 110V114L140 115V117H141V119H140V117L138 118L139 120H140V123H141V125H142V123L144 124L145 123V126L143 127L142 126V129H144L143 131H141L142 129H139L138 130V134L139 135H141L142 133H144V132H146L147 131V129H148V133H151V129H153V131H152V133L150 134V135H148V137H146L145 138V133H144V135L142 136L143 137V139L141 138V136H137V134L136 133H134V134H136V136H132V134H130V136H127L126 137V135H121V134H119V133H114V134H112V133H110V132H106V131H99V129L97 128V127H99V116H98V118H97V121L95 122V124L93 125V127H94V129H93V133L94 134H100L101 135V137H103V138H110V139H112L113 141H117V142H122V141H128V140H130L131 142H135V141H138V142H142V143H152L153 145H164V146H177V147H179V148H182L183 149V147H184V149L185 148H187L188 146H190L191 148H194V150H195V148H197L198 150H195V151H199L200 149H202L204 152L206 151V149L208 148V150H207V152L205 153V155H207L208 154V152L209 153H211V154H213L214 153V151H212V150H214L216 147L215 146H217L218 147V145L217 144H215V145H213V144H211V143H206V144H203V143H201V138L203 137V138H205V136H206V139L207 138H212L213 137V135L215 134V135H221L222 134V136L221 137H223L224 135H223V133L224 132H227V133H224V134H229L230 132L228 131V130H230V128L229 127H227V126H229L230 124L232 125V123H233V127H231V125H230V127L231 128H234L235 126H234V124H235V115H234V111H233V107H231L230 108V111H231V113H230V111L228 112V113H226V115H225V118H227V121H226V119L223 117V118H220L221 117V115L219 116L218 114V116H215V112H220L222 109H223V106L222 105H220V103L218 102V97H221V92H222V90H224V91H229V90H232V92H234L235 93V90H237V88L236 87H238V86H240L241 87V89L243 88V90H241V91H243V92H245V93H247V94H249V95H252L253 94V92H254V89L256 90H258L259 88H261L262 87V85H260V83H262L261 82V80H262V76H264V72L262 71L263 70V65L261 64V66H260V64H258L259 62H262V61H264V53H262V52H255L254 50H250L249 48L250 47H252L253 45H255V46H257V47H259V48H262L261 46H262V42L264 41L263 40V38H261V39H259V40H256L255 42H253L254 44H249V43H246V44H238L239 42L237 41V38L234 36V35H232V33H231V35L232 36H230V34L228 35V36H230V38H228V36H227ZM84 35V36H83ZM160 35V37L161 38H159L158 36ZM115 36V35H114ZM163 36V37H162ZM233 36L235 37V39L233 38ZM158 37V38H157ZM166 37H168V36H166ZM107 38L109 39V43H108V45H106V41H107ZM175 38V39H174ZM177 38V39H176ZM180 38V39H179ZM214 38H215V40H214ZM75 40V42L73 43V41H71V40ZM84 39H85V41H84ZM114 39H115V37H114ZM89 40H91L90 42H88ZM161 40V41H160ZM200 40V39H199ZM204 40V41H205ZM262 40V41H261ZM80 41H82V42H80ZM87 41V42H86ZM158 41H160V43H158ZM257 41H259V42H257ZM76 42H78L77 43V45H76ZM84 42H86V43H84ZM163 42V43H162ZM208 42V43H207ZM238 42V43H237ZM158 43V44H157ZM169 43V44H168ZM203 43L205 44H207L205 47H207V48H205L204 49V45H203ZM114 44V43H113ZM167 44V45H166ZM172 44V45H171ZM177 44V45H176ZM202 44V45H201ZM169 45V46H168ZM213 45V46H212ZM260 45V46H259ZM248 46V47H247ZM170 47V48H169ZM5 50H4V49ZM120 48V47H119ZM239 48H240V50H239ZM244 48V49H243ZM247 48V49H246ZM198 49V50H199ZM237 49V50H236ZM3 50V51H2ZM201 50V51H202ZM110 51V52H109ZM203 51H202V53L201 54H204L203 53ZM239 51V52H238ZM247 51L250 53V54H248L247 53ZM264 51V50H263ZM252 52V53H251ZM239 55H238V54ZM254 53V54H253ZM261 53V54H260ZM108 54H109V56H108ZM120 54V53H119ZM257 54H259L260 56H263V58L262 57H260V56H258ZM120 56V55H119ZM237 56H239V57H237ZM97 59H96V58ZM153 57H154V53H153ZM166 57V58H165ZM258 57H260V58H258ZM119 58V60H120V57H118ZM201 58H199V60L201 59ZM219 58V59H218ZM239 58H240V60H239ZM96 59V60H95ZM100 60V62H99V60ZM111 59V60H110ZM228 59V60H227ZM257 59V60H256ZM108 60L110 61V62H108ZM201 60V61H202ZM94 62H96V63H94ZM238 63V64H237ZM257 63V64H256ZM206 64V63H205ZM102 66V67H101ZM206 66V65H205ZM238 66H239V68H241V69H245V70H243L244 72H242V73H240V71H238L237 70V68H238ZM263 66V67H262ZM95 67V68H94ZM262 68V69H261ZM56 68H52V69H48L47 71H49V73H53V70H55ZM95 69V70H94ZM158 70V71H157ZM261 70V71H260ZM164 71V72H163ZM167 71V72H166ZM197 71V72H196ZM249 71V72H248ZM163 72V73H162ZM251 72H255V73H251ZM197 74H199V75H197ZM239 74L240 75H242V77L240 78V81L242 82H239V80H237V79H239V78H237L238 76H239ZM100 75V76H99ZM197 75V76H196ZM260 75H262V76H260ZM13 77V76H12ZM152 78V79H151ZM32 79H33V76L31 75V74H29L27 77H24L23 78V80L24 81H29V82H31L32 81ZM195 79V80H194ZM243 79V80H242ZM155 81V82H154ZM108 82H109V80H108ZM236 82H237V84H236ZM84 83V81L83 80H81V84H83ZM86 84V83H85ZM8 87H7V96L5 97V98H7L8 100H4V99H2V94H3V92H1L0 93V101L1 102H4V104H6V113L7 114H9V115H16V116H22V111L20 110V106H19V104H18V102H17V100L16 99H13V98H11L10 97V95H11V91H12V84L11 83H8ZM88 84H86V86H87ZM160 85V84H159ZM237 85V86H236ZM221 86H223L224 88L222 89L221 88ZM83 87H85V85H83ZM198 89H197V88ZM258 87V88H257ZM100 88H101V90H100ZM165 90H164V89ZM198 91H197V90ZM214 89H216V90H214ZM97 90H98V88H97ZM95 91V92H98V91ZM187 90V91H186ZM249 90V91H248ZM169 91V92H168ZM173 91V92H172ZM197 93H196V92ZM203 91V92H202ZM208 91H210V93L208 92ZM219 91V92H218ZM186 92V93H185ZM191 92V93H190ZM249 92V93H248ZM84 95H86V96H84V98H87L88 96H90V95H92V97H95V99L94 98H91V96L90 97H88L87 99H86V103H85V99H83V94ZM86 93V94H85ZM190 93V94H189ZM201 93V94H200ZM208 95H207V94ZM212 93V94H211ZM231 93V92H230ZM90 94V95H89ZM199 94V95H198ZM220 94V95H219ZM88 95V96H87ZM193 95H194V97H193ZM201 95H202V97H201ZM212 95V96H211ZM234 95V94H233ZM77 96V97H76ZM78 96H79V98H78ZM81 96V97H80ZM104 96V97H103ZM106 96V97H105ZM198 96V97H197ZM204 96V97H203ZM215 96V97H214ZM189 97V98H188ZM191 97V98H190ZM77 98L78 99H80V100H82V104H84V105H82L81 104V101L80 100H78L77 101ZM144 98L146 99V100H149L148 101V103H147V101L145 102V100H144ZM198 98H200V99H198ZM207 98V99H206ZM209 98H210V100H212V101H210L209 100ZM73 99H75V100H73ZM98 101H97V100ZM151 99H153L154 101H152ZM191 99V100H190ZM197 99V100H196ZM206 99V100H205ZM90 102L89 104H91V107L93 106L92 105V103H94V102H96V103H94V107H92V110H91V108L89 107L90 105L89 104H87L88 103V101ZM140 100V99H139ZM139 100H138V102H139ZM189 100V101H188ZM196 102H195V101ZM203 101V102H205V103H203V102H201L200 103V101ZM214 100V101H213ZM75 101V102H74ZM94 101V102H93ZM143 101H144V103H143ZM199 101V102H198ZM207 101V102H206ZM215 101H216V103H215ZM233 101V100H232ZM157 102V101H156ZM170 102V103H169ZM175 102V103H174ZM191 102V103H190ZM213 103V104H211V103ZM75 103H77V104H75ZM78 103H80V105L78 104ZM170 105H169V104ZM173 105H172V104ZM190 103V104H189ZM195 103V104H194ZM96 104H97V106H96ZM142 104V105H141ZM148 104V105H147ZM199 104V105H198ZM203 104V105H202ZM205 104V105H204ZM210 104V105H209ZM77 105H78V108H77ZM153 105V106H152ZM157 105V106H156ZM166 105H168V106H166ZM172 105V106H171ZM175 105V106H174ZM208 105H209V107H208ZM214 105V106H213ZM219 105V106H218ZM34 106V105H33ZM96 106V107H95ZM150 107V108H148V107ZM173 108V109H170L171 107ZM201 106H202V109H203V107H205V109L208 111H204V110H202L201 109ZM29 106H27L26 108H28ZM35 107V106H34ZM33 107V108H34ZM73 107V108H72ZM77 108V110L76 109H74V108ZM84 107H87V108H84ZM88 107H89V109H88ZM143 107H144V109H143ZM156 107H157V110H156ZM200 107V108H199ZM25 108V109H26ZM30 108H31V105H30ZM36 108V107H35ZM34 108V109H35ZM79 108H81V109H79ZM216 108V109H215ZM34 109H33V111H34ZM85 109H86V111H85ZM150 109H151V111H150ZM153 109V110H152ZM167 109L169 110V111H167ZM214 109V110H213ZM220 109V110H219ZM27 110H29L30 112H32V108L31 109H27ZM81 110V111H80ZM87 110H89V112H87ZM146 110V111H145ZM148 110H149V112H148ZM165 110H166V112H165ZM171 110V111H170ZM176 110V111H175ZM191 110V111H190ZM92 111V112H91ZM153 111V112H152ZM155 111V112H154ZM158 113H157V112ZM179 111V112H178ZM200 111H202V112H200ZM28 112V111H27ZM26 111L24 112V113H27ZM29 112V113H30ZM95 112L93 113V114H95ZM103 112V111H102ZM151 112H152V114L153 115H155L156 116V118H155V120L153 119V116H152V114H151ZM79 113V114H78ZM207 113V114H206ZM211 113H212V115H211ZM28 114V113H27ZM149 114H151V118L154 120H150V119H148V116H149ZM170 114V115H169ZM180 114V115H179ZM96 115H93L95 118L97 117ZM147 115V116H146ZM158 115V116H157ZM205 115V116H204ZM232 117H231V116ZM7 116V115H6ZM80 116H82L81 114H80ZM85 116V115H84ZM171 118H170V117ZM181 116V117H180ZM191 116V117H190ZM215 116V117H214ZM229 116V117H228ZM144 117V118H143ZM158 117V118H157ZM162 119H161V118ZM213 117V118H212ZM82 118V117H81ZM187 118V119H186ZM191 118V119H190ZM195 118V119H194ZM201 118V119H200ZM206 120H205V119ZM94 119V118H93ZM147 119H148V122H150L151 121V123L148 125V123H146L147 122ZM199 119H200V121H199ZM214 119V120H213ZM219 119V120H218ZM222 119V120H221ZM225 120V122H224V120ZM23 120V119H22ZM22 120H21V122H22ZM25 120H26V118H25ZM25 120H23V121H25ZM144 120V121H143ZM146 120V121H145ZM150 120V121H149ZM189 120V121H188ZM0 121H2V119H1V116H0ZM28 121H29V123H28ZM142 121V122H141ZM157 121V122H156ZM193 121V122H192ZM213 121V122H212ZM232 121H234V122H232ZM152 122L154 123L155 122V124H152ZM174 122V123H173ZM207 122V123H206ZM220 122L221 123H223V124H220ZM232 122V123H231ZM260 122V123H259ZM2 124H4L3 123V121L1 122ZM0 123V124H1ZM34 123V121H32L31 119H27L25 122H23V125H21L20 124V126H19V130H20V128L22 129V130H25V132L27 133L28 131L29 132H31V130L33 129L34 130V126L32 125V124ZM97 123V124H96ZM216 123H219L218 124V126H217V124L215 125ZM259 123V124H258ZM263 124V128H264V120H262V122L261 121H253L252 123L250 122V124L249 123H247V124H249L248 126H250V127H252V126H254V127H252L251 129V132L250 131H248L249 129V127L247 126V124H246V128H247V131H248V133H247V131H245V129H243L242 130V132H240L239 134H241V138H242V135L243 136H248L247 138H244V140H243V138H242V140H241V138L240 137H238L237 136V138H235L236 136H232L233 134H229L228 135V139L231 137V139L233 140V143L234 142H237L238 143V141H239V143H241V142H248V141H250L251 142V144H250V146H249V149H250V151H251V148L252 149H254V147H255V144H257V148H258V144L260 143V144H262V143H264V134H262V133H258L257 132V129H259V130H261L262 132H264V129L262 128V126H260V125H262ZM152 124V125H151ZM156 124H158V126L156 125ZM197 124V125H196ZM226 124H229V125H227L226 126ZM256 124V125H255ZM24 125H25V127H24ZM140 125V126H141ZM156 125V126H155ZM204 125V126H203ZM206 125V126H205ZM210 125V126H209ZM214 125V126H213ZM223 125V126H222ZM17 126V125H16ZM22 126V127H21ZM31 126V127H30ZM33 126V127H32ZM199 126V127H198ZM219 126H222L220 129L218 128ZM256 126V127H255ZM261 128H260V127ZM132 127H134V126H132ZM131 127V128H132ZM148 127H150V130H149V128ZM152 127V128H151ZM157 127V128H156ZM206 127V128H205ZM216 127V128H215ZM228 129H227V128ZM258 127V128H257ZM18 128V127H17ZM30 128V129H29ZM32 128V129H31ZM35 128H36V126H35ZM156 130H155V129ZM161 128V129H160ZM166 128V130H164ZM186 130V132H185V130ZM189 128V129H188ZM200 128V129H199ZM226 130H225V129ZM27 129V130H26ZM173 129V130H172ZM175 129V130H174ZM197 129V130H196ZM218 129V130H217ZM256 131H254V130ZM21 130V131H22ZM158 130V131H157ZM179 130V131H178ZM210 130V131H209ZM216 130V131H215ZM223 130V132H221ZM232 130V129H231ZM99 131V132H98ZM141 131V132H140ZM150 131V132H149ZM194 131H195V133H194ZM203 131V132H202ZM32 132H34V131H32ZM42 132H43V130H42ZM103 132V133H102ZM146 132V133H147ZM155 132H158L157 133V135H156V133ZM215 132V133H214ZM219 132V133H218ZM220 132H221V134H220ZM243 132H246V133H243ZM255 134H254V133ZM260 132V131H259ZM108 133V134H107ZM110 133V134H109ZM167 133V134H166ZM243 133V134H242ZM256 133H258V137H257V134ZM46 134V133H45ZM153 134V135H152ZM155 134V135H154ZM161 134H163V135H161ZM174 134H176V135H174ZM179 134V135H178ZM194 134V135H193ZM213 134V135H212ZM41 135V137L43 136L44 137V135H42V134H40ZM99 135V136H100ZM159 135V136H158ZM167 135V136H166ZM168 135H171V136H169L168 137ZM183 135V136H182ZM214 135V136H215ZM226 135H225V137H226ZM252 135V136H251ZM255 135V136H254ZM262 137H261V136ZM146 136H147V134H146ZM153 136V137H152ZM154 136H156V137H154ZM173 136V137H172ZM175 136V137H174ZM180 136V137H179ZM187 136V137H186ZM199 136V137H198ZM218 136V137H219ZM249 136H251V137H249ZM135 137H136V139H135ZM152 137V138H151ZM159 137V138H158ZM168 137V138H167ZM197 137H198V139H197ZM201 137V138H200ZM217 137V138H218ZM221 137H219V138H221ZM254 137V138H253ZM259 138V139H257V138ZM260 137H261V139H260ZM141 138V139H140ZM156 138V139H155ZM169 138H170V140H169ZM176 138H177V140H176ZM199 138H200V140H199ZM203 138H202V140H203ZM234 138V139H233ZM240 138V139H239ZM249 138H252L251 140L249 139ZM231 139H229V141L231 142L232 140ZM141 140V141H140ZM167 140V141H166ZM176 140V141H175ZM210 140V139H209ZM236 140V141H235ZM260 140V141H259ZM207 141V140H206ZM206 141H204V142H206ZM199 143V144H198ZM201 143V144H200ZM234 144H236V143H234ZM204 145H206V146H208V147H205ZM157 146V147H158ZM211 146V148L209 149V147ZM224 146V145H223ZM156 147V148H157ZM190 147H188V150L189 151H192V149L190 150ZM199 147H201V148H199ZM205 147V148H204ZM213 147V148H212ZM220 147V146H219ZM155 148V149H156ZM256 148V149H257ZM158 149V148H157ZM212 149V150H211ZM221 149V148H220ZM220 149H215V153L217 154H219L220 152H222ZM152 150H154V147H153V149ZM220 150V152H218ZM151 151V150H150ZM184 151V150H183ZM189 151H184V153H188ZM254 151V150H253ZM253 151H251V152H253ZM260 151L261 150H259V153H260ZM138 152V151H137ZM139 152H140V150H139ZM138 152V153H139ZM154 151H152V153H153ZM162 152H164V151H158V150H155V153H153L154 155L156 154V157H157V159H156V157L151 153V152H146L147 154H145V152H142L140 155V160H138V165H139V162H140V164L142 163V165H139V167H138V165L136 166L137 167V169H136V167L134 168V170H137L136 172H139V169L141 170L142 168H144V169H142L139 173H141V175H142V177H140L141 175L140 174H138V175H140L139 176V179H138V181L139 182H137V186L136 185H133V186H135L134 188H133V186L131 187V185L130 186H128V187H131V188H128L129 190L130 189H132L133 188V192H134V189L135 188H137V190L138 191H141V192H145L146 191V189H147V191H149V192H145L144 194L143 193H138L137 192V190L135 191V193L136 194H139V195H142V197L141 196H137V195H135V196H133L135 199L134 200H136V198L138 197V202L139 203H141L142 204V202H140V200H142V198H143V196H144V202H143V205L145 204V201H147V199H148V197H153V198H155V199H158V198H160V200L158 199V202H157V200L155 201L156 203H155V205L158 207V206H160L159 208H160V210H158L157 209V207H155V205H152V202L154 203V201H152L153 199L151 198H149L150 200H149V202H151V204L149 205V204H146V205H144V207H142V209H144L146 206L148 207L147 209H146V212H147V214L148 213H153L152 212V210H153V208H154V212H156L154 215V218H152V217H150V218H152L153 219V221H155L157 224H155V225H157L158 227H160V226H162V227H160V228H157V227H155V225L153 226V224L155 223V222H153V221H151L150 220V222H151V224H152V222H153V224L152 225H148V224H146L145 222L146 221H148L147 223H150L149 222V220H146V217H144V219H143V213H145V210H144V212L142 213V209H140L139 207L140 206H142L141 204H139V203H137L136 204V202L134 203V205H132V206H136V207H131V205H129L131 202L130 201H133L134 202V200H132L133 199V197H130V198H127V200H129V202L130 203H125L124 202V206H126V204L128 205V207H131L132 209H130L129 210V208H127L126 210L125 209H123V211H126V212H123L124 214H122L121 212V214H122V216L120 217V219H121V221L122 220H124L127 216L129 217V218H131V216H132V220H130L129 222H130V224L132 225H134V227H135V225H137V224H139V225H137V227L138 228H135L136 230H138L139 229V231H140V233H139V235H142L141 237H144L145 235H144V232L146 231V230H148V229H146V227H148V228H150L149 229V231H152L153 230V228L151 229V227H155L154 228V230H157V231H159V232H161V231H164V230H162V229H164V227L163 226H166L165 228H166V230L165 231H168L169 229L171 230V232H169V234L171 233L172 234V232H173V234H174V238L172 237H170V240L171 239H174L175 240V242H176V239H175V237L178 239V237L179 236H182V234H186V233H188V231L187 230H189V229H192V230H194L195 229V227H196V229H197V227H200V225H202V224H204V225H202V227H203V229L204 230H202V227H200L201 229H200V232H201V234H202V231H203V235H202V237H203V239L201 240V238L202 237H200L201 235H199V236H196V237H200V238H197V240H194V239H196V237H195V235H193L192 234V232L194 233V234H197V231H196V229H195V231H196V233H195V231H192V230H190V231H192L191 233H190V235L192 234V236H193V238H192V236L190 237L188 234V236L187 237H189V238H186L187 240L189 239V240H192L191 242L188 240H186L185 239V237L183 238L184 240H185V242L186 243H188V242H190V245L189 244H187V245H185V247L184 246H182L183 244L182 243H184L185 244V242L183 241H179L180 242V244H181V248H180V245H179V248H180V250L179 251H181V249H182V251H184V253H187V250H188V247L189 246H193V245H199V246H202L203 248H204V251L206 250V248H207V246H208V243L209 244H213V252H211V253H209L207 256H206V254H205V257H204V260H205V262H206V264H217V262H218V260H219V262H223L224 264H231V263H233V261H232V259L231 258H229V252H231V241H230V236H231V230H232V223H231V221H232V213H231V207H232V205H231V198H230V196H227V197H229V198H225V200H222V201H220V203H219V201H216V200H214L211 196V199H213L212 200V202L211 201H208V199H205V198H202V196H199V198L197 199V197H198V195L196 194V195H194V193H193V191H190L189 193H187L188 192V189H190L189 187H186V188H184L185 186H184V184L183 183H190V180L192 181L191 183H192V185L191 186H194V185H196V183H197V181H196V183H193L194 181L193 180H196V177H195V171L193 172L191 169H192V165H193V167H194V169H195V163L196 164H198L199 162H200V160L198 159V157H195L194 156V158L192 157V156H190L189 154V156H179L180 154H178V155H174V157L176 158L177 157V162L178 161H181V160H179V159H182V161L180 162V164L181 163H187L186 165H184L183 164V166H181V165H179L178 166V164H176V163H173V164H171V167L170 166H168V163H163V164H167L166 166L165 165H162L160 162H158L157 164L159 165V167H158V165L156 166V171H155V166L152 164V166H149L148 164H151L149 161H151V157H153V158H155V160L154 159H152V160H154V162L156 161L157 162V160L159 161V157H161V156H159L158 157V154L159 155H161L162 154ZM144 153V154H143ZM165 153H167V152H164L163 154H162V156L163 157H165ZM190 153V152H189ZM211 154H208V156H206V158L207 157H209ZM229 155L227 156V157H230V156H232V153L230 154V153H228ZM254 154V153H253ZM145 155V156H144ZM146 155L148 156V155H151V157H147V158H149L150 160L148 161V159L146 158ZM153 155V156H152ZM168 155V156H167ZM167 157H170L169 155H170V153H167ZM172 155V154H171ZM204 155V156H205ZM144 156V158H142ZM179 156V157H178ZM173 157V156H172ZM189 159H188V158ZM192 157V158H191ZM233 157V156H232ZM231 157V158H232ZM146 158V159H145ZM162 158V157H161ZM184 158V159H183ZM187 158V159H186ZM198 159L199 160V162L196 160V159ZM230 158V160H231V162L233 163L234 161H232V159ZM191 159H193V160H191ZM184 160H185V162H184ZM191 160V161H190ZM195 160V161H194ZM230 160H222L220 163H218V161H217V165L218 166H220V167H228V163L227 162H229L230 163ZM145 161H147V162H149V163H147V162H145ZM186 161H189L190 162V164L189 165H191V172L194 174H192V176H191V174L189 175V177H188V174L190 173V170L188 171V169L189 168H185V170L187 169V171H188V173H185L184 174V172H187V171H185L184 169L183 170H181V168H183V167H185V166H187L188 167V163L189 162H186ZM219 161H220V158H219ZM224 161V162H223ZM153 162V163H154ZM155 162V163H156ZM198 162V163H197ZM227 164H226V163ZM154 163V164H155ZM232 163H231V165H232ZM164 166V169L166 170V171H164L163 170V167L161 166ZM175 164V165H174ZM220 164V165H219ZM221 164H222V166H221ZM224 164V165H223ZM144 165V166H143ZM156 165V164H155ZM227 165V166H226ZM231 165H229V166H231ZM145 166H148V167H146L145 168ZM153 166H154V168H153ZM178 166V167H177ZM162 168V169H159V168ZM165 167H167V168H165ZM178 168V170H180V171H184L183 173H181L180 171H178L176 168ZM181 167V168H180ZM198 167V165H196V168ZM124 168H127V169H130V167H124ZM152 168V169H151ZM170 168H171V170H170ZM173 168L174 169H176V170H174L173 171ZM240 168L241 167H239V168H237L236 169V172H235V175L236 176H238V177H249L248 175H245V174H248V172L247 173H244V174H242V175H240L242 172H240L239 170H240ZM151 171H149V170ZM126 170V169H125ZM148 171H149V173H148ZM153 171H155L154 173H153ZM164 171V172H163ZM176 171V172H175ZM160 172H162L163 173V175H161L160 174ZM252 172H253V176L255 175V168L253 167V170H252ZM143 173H147V174H150V175H152V177H150V175H148L147 176V174L145 175V174H143ZM153 173V174H152ZM156 173V174H155ZM165 173V174H164ZM167 173H168V176H167ZM171 173V174H170ZM174 173V174H173ZM177 173V174H176ZM178 173L180 174H183V175H180L179 177H178ZM186 174H187V176H186ZM165 175H166V178H164L165 177ZM172 175H174V176H172ZM240 175V176H239ZM150 178L149 180H146L147 178ZM163 176V177H162ZM169 176H170V179H169ZM183 176L185 177V178H183ZM191 176V177H190ZM252 176V177H253ZM144 177L146 178V179H144ZM160 177H162V179H160ZM167 177H168V179H167ZM180 177H182L183 179L181 180L180 179ZM186 177H188V178H186ZM141 178H143V179H141ZM153 178V179H152ZM159 178V179H158ZM176 179V180H174V179ZM191 178H194V179H191ZM152 179V180H151ZM158 180V182H160V183H158V182H153V180L155 181V180ZM189 179V181L187 182V180ZM143 180V181H142ZM166 180H167V182H166ZM169 180H171V181H169ZM179 180L180 181H182V184H180L179 183ZM185 182H184V181ZM119 181L120 180H117V178H115V180L114 179H111V180H108L106 183L107 184H109V185H112V183L111 182H114V186H113V189H116V186H117V184L118 185H120V187L121 188H126V186L128 185V184H126L125 182H123V181H120V183H122V184H120L119 183ZM148 183V185H144L146 182ZM178 181V182H177ZM140 182H141V184H140ZM144 184H143V183ZM151 182V183H150ZM170 182H172L174 185L172 186L171 184L172 183H170ZM117 183V184H116ZM124 183V184H123ZM146 183V184H147ZM163 185H162V184ZM165 183H166V185H165ZM170 183V184H169ZM177 183V184H176ZM99 184V183H98ZM101 185H102V187L104 186L103 185V182L102 183H100ZM126 184V185H125ZM152 186H151V185ZM168 184V185H167ZM178 184H180V185H178ZM94 185V184H93ZM95 185H97V184H95ZM109 185H107V187L108 188H105L106 187V184H105V187L103 188V189H101L100 191L98 190V188H96L97 190H95V188L93 189V191H94V194H98V195H101V197L103 196H105L104 197V199L107 197L106 195H107V193H109L110 194V191H111V189H109V188H111V187H109ZM154 185V186H153ZM156 185V186H155ZM158 185H160V187H157ZM162 185V186H161ZM164 185H165V187H164ZM177 185H178V188H177ZM188 186H190L189 184H187ZM99 186V185H98ZM123 186V187H122ZM151 186V187H150ZM172 187V188H170V187ZM175 186V189L173 188ZM93 187H96V186H93ZM115 187V188H114ZM118 187V186H117ZM120 187H118L117 189H120ZM148 187H150L149 189H148ZM184 189H187V191L186 190H184ZM139 188H142V189H139ZM152 188H155L154 190H152ZM169 188V189H168ZM182 188V189H181ZM112 189V190H113ZM163 189H164V191H166V192H168V194L167 193H163L164 191H163ZM177 189V190H176ZM191 189L193 190V188L191 187ZM108 190H110L109 192H107ZM171 190V191H170ZM181 192H180V191ZM132 191V190H131ZM157 191H162V192H157ZM173 191V192H172ZM176 193H175V192ZM179 191V192H178ZM100 192V193H99ZM102 192V193H101ZM107 192V193H106ZM170 192H172L171 194H173V195H170ZM104 193V194H103ZM108 194V195H109ZM151 194V195H150ZM159 194V195H158ZM162 194V195H161ZM165 194H166V196H165ZM181 196H180V195ZM186 194L188 195V197L186 196ZM193 194V196H192V199L193 198H195V199H193V201H194V203L196 204V203H200V204H203V203H205V206L207 207V210H206V214H204V215H201V216H203V218L202 217H200V215L198 216V214H197V212H196V214H193V213H195V212H193V213H191V207L192 206H194V204H193V201L190 199L191 198V195ZM98 195H95L96 197H99V199L101 198L100 196H98ZM147 195H149V196H147ZM155 195V196H154ZM177 197H176V196ZM110 196V195H109ZM159 196V197H158ZM161 196V197H160ZM164 196V197H163ZM187 197V200H186V198L185 197ZM196 196V197H195ZM114 197V195L112 196V198ZM118 196H115V198H117ZM140 197V198H139ZM147 197V199L145 200V198ZM168 197H173V198H168ZM200 197H201V199H202V201H200L201 199H200ZM205 197V196H204ZM109 198V197H108ZM115 198H113V199H115ZM168 198V199H167ZM176 198V199H175ZM180 198H183V200L182 199H180ZM208 198H209V196H208ZM103 199V200H104ZM154 199V200H155ZM163 199V200H162ZM164 199H166V201L165 202H161V200L162 201H164ZM173 199H175V200H173ZM109 200V199H108ZM110 200H112L111 199V197H110ZM110 200H109V202H110ZM117 200V199H116ZM122 199H121V197H120V201H121ZM124 201H125V199H123ZM136 200V201H137ZM172 202V203H169L170 201ZM191 201V202H189V201ZM196 200V201H195ZM209 200H210V198H209ZM227 200V201H226ZM230 200V201H229ZM105 201V200H104ZM112 201H115V200H112ZM118 201V200H117ZM160 201V202H159ZM174 201V202H173ZM181 201V202H180ZM185 202V205H184V202ZM198 201V202H197ZM206 201V202H205ZM216 203H215V202ZM108 202V203H109ZM149 202H146V203H149ZM166 202H168V203H166ZM178 202H180V204L177 206V204H178ZM182 202H183V207H180V205H182ZM191 203V204H189V203ZM226 202V203H225ZM107 203V201H105V204ZM107 203V204H108ZM111 203H113V202H111ZM116 203V202H115ZM115 203H114V206H115ZM118 203H120V205H121V203L122 202H118ZM163 203H164V205H163ZM175 203V204H174ZM177 203V204H176ZM188 205H187V204ZM104 203H103V201H102V205H103ZM132 204V203H131ZM136 204V205H135ZM138 204L140 205V206H138ZM162 204V205H161ZM167 204H170V206L168 205L167 206ZM216 204V205H215ZM117 205V204H116ZM173 205H175V207L173 206ZM164 206V208H162ZM165 206H167V208H165ZM186 206V207H185ZM187 206H189L190 207V212L188 211V209H189V207H187ZM110 207L112 208V205L110 204ZM117 207V206H116ZM119 207H121V206H119ZM118 207V208H119ZM122 207H123V204H122ZM138 207V209H137V212H141L142 213V215L141 216H139L138 214L136 215V213L137 212H134L135 211V209ZM170 207V212L167 210L168 208ZM173 208V210H172V208ZM106 208H107V205H106ZM111 208H110V210H111ZM115 208V207H114ZM118 208H117V210H115L116 212L113 214L112 212H111V214L113 215V217L115 216H118L120 213H118L119 212V210L121 211L122 209L120 208L119 210H118ZM124 208H126V207H124ZM152 208V209H151ZM179 208V209H178ZM215 208H217V210L215 209ZM108 209H109V207H108ZM134 209V210H133ZM140 209V210H139ZM151 209V211L149 212V210ZM155 209H156V211H155ZM161 209H163V210H166L167 211V214H166V211H163V210H161ZM176 209V210H175ZM179 211H178V210ZM181 209H182V211H181ZM185 209H186V212L184 213V211H185ZM112 210H113V208H112ZM113 210V211H114ZM131 211L132 212V214H131V212L129 213V211ZM133 210V211H132ZM142 210V211H141ZM148 210V211H147ZM176 212H175V211ZM106 211V210H105ZM108 211V210H107ZM163 211V212H162ZM174 213H173V212ZM181 211V212H180ZM188 211V212H187ZM199 211H201V209H199ZM178 212H180V213H178ZM183 212V213H182ZM104 213V212H103ZM105 213H107V212H105ZM118 213V215H115V214H117ZM158 213V217H159V219L161 220V218H162V220L163 221H165L164 223H165V225H164V223H163V221L161 222V221H159V219H157L158 217H157V214ZM166 214V216L165 217H162L163 216V214ZM176 213V214H175ZM178 213V214H177ZM109 214V213H108ZM108 214H105V217H106V215H108ZM111 214H109V215H111ZM136 215V216H134V215ZM181 214H184L185 216H182ZM112 215H111V219H114V218H112ZM125 215H126V217H125ZM129 215H131V216H129ZM162 215V216H161ZM168 215V216H167ZM174 215H176V216H174ZM194 215V216H193ZM145 216H146V214H145ZM148 216V218L147 219H150L149 218V216H152L151 214L149 215H147ZM174 216V217H173ZM180 218H179V217ZM196 216V217H195ZM99 217H101V216H99ZM125 217V218H124ZM134 217H140L141 218V220H139V218H138V220H135L134 219ZM170 217V218H169ZM182 217H186L185 219L184 218H182ZM194 217L195 218H197L196 220L194 219ZM108 218V217H107ZM124 218V219H123ZM156 218V219H155ZM166 218H168V219H166ZM214 218H215V220H214ZM95 219H97V217L95 218ZM100 219V218H99ZM104 219H106V218H104ZM110 219V220H111ZM118 219V218H117ZM119 219V220H120ZM137 219V218H136ZM200 219H204V221H203V223L202 224H200V222H202ZM211 219H213V222L214 221H218V230L217 231H208V221L210 222V220ZM118 220V221H119ZM126 220H127V218H126ZM143 220V221H142ZM166 220L169 222H166ZM189 220V221H188ZM200 220V221H199ZM103 221H105V220H103ZM115 221V220H114ZM132 221V222H131ZM173 221V222H172ZM180 221V222H179ZM195 221V222H194ZM134 222V223H133ZM142 222V223H141ZM159 222H160V224H159ZM177 222H179V223H177ZM198 222H199V226L198 225H196V224H198ZM123 223H124V225H125V221H123ZM140 223H141V225H143V224H146L147 226H145V225H143V226H141L140 225ZM168 223V224H167ZM171 223V224H170ZM196 223V224H195ZM130 224H129V228L130 227H132V226H130ZM177 224H179V225H177ZM185 224V225H184ZM187 224V225H186ZM189 224V225H188ZM170 225V226H169ZM173 225H174V227H173ZM193 225H196V226H194L193 227ZM126 226V225H125ZM169 226V227H168ZM186 226V227H185ZM134 227H132L133 228V231L134 232H129V233H132L131 235H132V237H131V235L130 234H128V235H130V237L132 238V239H135V237H137V239L135 240V241H137V243H140V240H142V238H140L139 236H137V234H136V236H134L133 237V233H135V229H134ZM168 227V228H167ZM188 227V228H187ZM127 228V227H126ZM142 230H141V229ZM162 228V229H161ZM180 228V229H179ZM144 229V230H143ZM146 229V230H145ZM159 229V230H158ZM179 229V230H178ZM127 230V229H126ZM130 230H132L131 228H130ZM161 230V231H160ZM202 230V231H201ZM215 230H216V228H215ZM128 231H129V229H128ZM185 231V232H184ZM198 231H199V228H198ZM142 232V233H141ZM179 232V233H178ZM199 233V232H198ZM173 234L172 235H170V236H173ZM177 234H178V237H177ZM181 234V235H180ZM185 234H184V236H185ZM200 234V233H199ZM144 235V236H143ZM139 237V238H138ZM181 239H182V237H181ZM182 239V240H183ZM173 240V241H174ZM178 240H180V238L178 239ZM202 241V242H200L199 243V241ZM208 240H212V242H209ZM139 241V242H138ZM173 241H171V242H173ZM195 243H194V242ZM132 242H134V240H132ZM131 242V243H132ZM175 242H173L172 244H173V247L175 246L174 244H176ZM178 242V243H179ZM130 243V244H131ZM194 243V244H193ZM198 243V244H197ZM172 244H171V247H172ZM217 244L219 245V250H217ZM133 247L136 245V242H134L133 244ZM128 247H131V246H129V245H127ZM138 246V245H137ZM140 246V248H141V245H139ZM177 246H178V244H177ZM177 246H175L176 247V249H179V248H177ZM139 248V247H138ZM137 248V249H138ZM140 248L138 249L139 251L138 252H140ZM183 248H185V250H183ZM130 249H132V248H128V249H125V250H128L127 252H117V253H119V254H121L122 256H123V260H124V262H125V264H143V253L141 252V253H137L136 251L135 252H133V250L131 251ZM135 250H136V247H135ZM173 250V252L175 253L177 250H174V249H172ZM123 251V250H122ZM131 251V252H130ZM179 251H177L178 253H180L179 255H181V252H179ZM177 253V254H178ZM116 254V253H115ZM118 254V255H119ZM176 254V253H175ZM185 255V254H184ZM187 255H188V253H187ZM187 255H185V257H183V255H181L182 256V260H183V258H184V260H185V258H186V256ZM174 256H176V255H174ZM180 257V256H179ZM178 257V258H179ZM175 258H177V257H175ZM177 258V259H178ZM181 259V258H180ZM180 259H178V260H180ZM189 259V258H188ZM182 260H180V261H182ZM180 261H178V262H180Z\"/></svg>",
	"mask_w": 264,
	"mask_h": 264
},
{
	"label": "crops",
	"instance_id": "3",
	"mask_svg": "<svg viewBox=\"0 0 264 264\" xmlns=\"http://www.w3.org/2000/svg\"><path fill=\"white\" fill-rule=\"evenodd\" d=\"M56 26V35L61 33L60 38H62L65 33H67V39L80 37L79 31L74 25L69 24L68 22L60 21ZM138 30L135 29L134 24L131 22H121L120 23V68L108 71L106 69L107 59L105 61L104 73L122 75L126 77V80L134 79L137 75L152 76L153 75V62H154V44H155V29L153 26L142 28L143 33L138 34ZM122 35V36H121ZM30 40L34 42L37 46L33 51H28L27 49L23 50L24 57L20 63L11 62L9 63L5 70V84L2 94V99H4L6 85L11 83L12 87L16 81H24L23 78L31 74L34 77L36 69L41 67L44 70L56 68L53 70V85L55 87L56 93L58 95L57 100V110L65 111L76 94H81L80 90L83 89V84L81 80L84 81L85 73L80 68L77 49L73 45H60L59 43L55 44L51 41V38H48L45 41L36 42L32 37L26 38V40L21 41V45ZM73 41V43L75 42ZM128 40V41H127ZM123 43H122V42ZM54 43V44H53ZM109 39L107 38L106 45H108ZM177 45V44H176ZM23 49L28 48V46L22 45ZM182 46V45H181ZM181 46L174 47L172 51L171 59L175 58L177 62H170V67L168 70L169 75H176L179 77L185 76V88H193L195 85L203 90L209 85L213 87V82L209 80L208 73L201 77V82L192 81V77L188 76L185 72V67H181L183 64V52ZM178 54V56H177ZM38 66V67H36ZM123 66V67H121ZM69 68V69H68ZM49 73V71H47ZM176 73V74H175ZM50 74V73H49ZM13 76V77H12ZM190 77V78H189ZM203 80V81H202ZM66 81V82H64ZM257 144L253 153L250 154V159L245 163H238L241 165L240 175L247 173L249 177L253 176V167L254 165L262 164L252 158H259V149ZM251 159L253 161H251ZM256 162V163H255ZM247 171V172H246ZM239 175V176H240ZM215 220V218H214ZM218 221L213 219L208 221V231H217L218 230ZM216 228V230H215ZM212 242V240H208ZM256 248L264 249V231L259 232L256 238ZM217 250H219V245L217 244ZM213 252V244H209L204 251V248L199 245L189 246L188 253V263L187 264H206L204 257ZM240 252V253H239ZM235 254V255H234ZM238 254V255H237ZM241 255V256H240ZM252 255V256H251ZM231 258L235 261H249L254 256L253 249H234L231 252ZM240 256V257H239ZM248 256V257H247ZM238 259H237V258ZM233 264V263H231Z\"/></svg>",
	"mask_w": 264,
	"mask_h": 264
},
{
	"label": "trees",
	"instance_id": "4",
	"mask_svg": "<svg viewBox=\"0 0 264 264\" xmlns=\"http://www.w3.org/2000/svg\"><path fill=\"white\" fill-rule=\"evenodd\" d=\"M50 75L51 76H54V74L53 73H50ZM9 85H8V83H7V85H6V91H5V95H4V100H8L7 98H5L6 96H7V87H8ZM76 95H79V94H76Z\"/></svg>",
	"mask_w": 264,
	"mask_h": 264
}]
</instances>
